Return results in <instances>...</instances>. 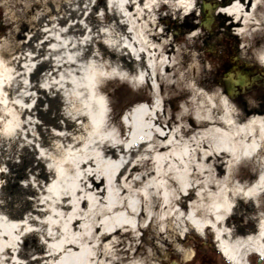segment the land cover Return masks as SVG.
<instances>
[{"label": "bare ground", "instance_id": "obj_1", "mask_svg": "<svg viewBox=\"0 0 264 264\" xmlns=\"http://www.w3.org/2000/svg\"><path fill=\"white\" fill-rule=\"evenodd\" d=\"M199 4V0H96L83 5L75 4L72 12L81 8L90 11L91 21L96 22L97 29V33L86 30L83 24L87 21L71 24V34L79 35L76 44H72L68 50L76 54L73 66L79 79L83 78L76 98L84 106V113L97 111L105 119L108 108L104 99L97 95V81L104 78L105 71L109 70L113 77L131 85L150 86L156 99L151 104L140 105L127 115V141L131 148L140 145L142 156L138 160L151 161L153 172L161 178L160 219L163 221L165 210L172 206L173 224L180 236L195 232L205 237L207 229H211L216 235L218 251L232 264H246L248 254H256L264 259V213L258 211L257 216L246 217L247 212L250 214L262 207L264 198V116H253L244 121L233 113L226 98L221 100L220 96L206 97L209 101H214V98L216 103L219 101L222 106L220 113L215 107L205 111L203 104H199L191 113L190 102L202 98L204 92H197L189 81L191 87L187 92L182 90L181 95L176 93L177 98L186 99L178 113H181V122L170 129L167 125L173 121L163 117L165 110L159 88L173 86L169 83L168 72L172 70L177 74L185 64L195 59L196 55L190 48L194 45V38L199 36L187 35L181 47L175 44L173 29H167L165 24L178 22L181 16H197ZM205 6L208 8L206 13L213 16L210 27L213 29L216 21L213 5ZM205 6L201 8V13ZM218 11L230 19L235 33L241 37V54L246 57L255 48L264 64V0H235ZM42 17L39 14L37 19L40 21ZM190 24L187 29L196 26L195 23ZM55 29L49 27L44 33L43 47L51 52L59 51L65 45L66 29ZM24 36L20 44L24 51L35 49L39 43L33 41L35 34ZM16 47L14 43L0 41V126L5 133L3 138L19 136L18 59L11 54ZM105 58H109L110 64L105 62ZM4 59L8 67L4 65ZM187 77V71L179 74L175 86L182 87L179 85L182 82L186 86ZM223 94L224 97L228 96L226 90ZM137 134L142 135L140 143L136 141ZM8 147L5 145L2 148L0 145V163L5 151L9 155L6 165L11 168L8 173H0V176L7 174L3 175V188L4 191L9 187L13 190V193L0 195V264H101L97 255L93 258L88 256V246L84 242L89 238L85 231L87 223L84 215L78 220L82 230L81 242H34V237L41 234L35 219L38 212H43L45 208V205L39 206L38 211L37 202L46 204L49 201L44 197H39L37 201L34 195V165L29 150L19 153L17 149L9 150ZM19 154L26 171L15 168ZM130 165L131 168L135 167ZM252 167L259 169L257 178L253 182L244 181L245 173ZM13 169L18 176L24 177L19 186L12 178ZM212 171L224 172L225 178L218 181L209 174ZM235 173L240 178L230 183ZM168 174L172 175L170 183L166 180ZM51 185L55 186L56 182L53 181ZM190 196L195 201L185 203ZM86 200L87 203L84 200L80 202V209L97 203L96 199ZM103 205L100 211L103 217L98 226L100 233L94 241V246L99 250L103 241L110 239V242H114L119 231L129 228L136 233L141 228L134 218L129 217L130 213L137 211L134 203L126 200L124 203L114 201ZM125 206L126 209L116 212ZM154 217L150 214L148 220ZM230 218L241 223L240 236L235 240L234 231L227 225ZM248 225H251L250 229ZM68 226L65 225L66 232ZM42 233L48 234V229H43ZM133 238H137V235ZM110 246L105 245V248L108 250ZM52 258L54 262L50 261Z\"/></svg>", "mask_w": 264, "mask_h": 264}, {"label": "rangeland", "instance_id": "obj_2", "mask_svg": "<svg viewBox=\"0 0 264 264\" xmlns=\"http://www.w3.org/2000/svg\"><path fill=\"white\" fill-rule=\"evenodd\" d=\"M95 1L0 0V41L17 45L11 54L18 59L17 81L20 96L17 109L19 136L3 138L5 133L0 126V145L2 148L8 145L9 150L15 148L19 153L25 149L29 150L34 165V195L37 201L39 197L49 201L46 204L37 202L38 211L39 206L45 205V208L43 212H38V217L35 219L41 234L34 237V242H81L82 230L78 220L84 215L87 223L85 231L89 238L84 242L88 246V256L93 258L97 255L101 264H190L189 261L196 254L195 248L201 245L206 247L198 254L217 256L222 264H231L217 250L216 235L213 230L207 229L205 238L195 232H189L185 237L180 236L173 224L172 206L165 210L163 221L160 219L161 178L153 172L151 161L138 160L142 156L140 145L135 142L136 145L131 148L127 141L129 130L126 126L127 115L137 110L140 105L151 104L156 99V94L150 86H134L113 77L109 70L105 71L102 78L104 80L97 81V95L104 99L108 108L105 119L99 116L97 111L84 113V106L77 100V90L82 85L83 78L79 79V74L73 66L76 54L68 50L72 44H76L79 35L71 34V24L87 21L83 24L86 30L96 32L97 29H95L96 22L91 21L90 11L81 8L72 12V8L78 3L83 5ZM199 2L201 8L204 0ZM39 14L43 15L40 21L37 19ZM201 14L199 11L197 16L187 18L181 16L178 22L165 24L167 29L177 30L174 34L176 45H184L187 35L199 34L194 38V45L190 48L196 55L195 59L185 64L184 69L177 74L172 70L168 72L172 88L164 86L159 88L160 100L165 110L164 113L162 112L165 115L163 117L173 121V123L169 122L168 128L172 129L181 122L179 120L181 113H178L186 99L177 98L176 93L181 95L182 90L187 92L188 87H191L189 81L197 92H204L202 98L190 102L191 113L199 104L205 106V111L215 107L220 113L222 106L219 101L216 103L215 98L214 101L206 100L207 96L211 98L220 96L221 100L226 98L233 113L244 121L253 116L263 117L264 83L259 87L255 84L261 80L259 78L261 70L257 71L258 77L252 80L253 83L238 91V95L224 97L223 94L225 87L222 79L226 74L231 73L227 71L226 66L229 58L238 57L255 63L259 59L256 49H252L246 57L241 54L243 41L235 33V27L231 25L230 19L221 13L213 12L216 21L214 28L211 29L213 33L209 35L202 27L205 16ZM207 14V19L213 22V16L209 12ZM65 15L67 18H64ZM190 23H195L196 26L187 29ZM49 27L51 30L52 27L54 30L66 29L65 45L64 48H59V51L51 52L43 47L44 33ZM28 33L35 34L32 37H35L33 41L39 43L35 49L30 48L26 52L20 44L25 39L24 35ZM224 50L227 56H223ZM230 51L231 53H228ZM2 61L8 67L5 59ZM105 62L110 64L109 58H105ZM258 66L261 68L260 65ZM185 71L189 75L186 81L187 87L183 82L179 83L183 88L175 86V80ZM232 90L234 92L235 88L231 87L229 91ZM30 141L31 145H29ZM136 141L139 143L142 141L141 134L136 135ZM3 152L0 173H8L11 169L6 165L9 155ZM16 157L15 168L26 171L21 154ZM130 164L135 167L131 168ZM258 170L256 167L250 168L245 173L244 181L253 182L258 176ZM209 174L220 182L225 178L222 171H212ZM3 175L0 176V195L13 193L11 187L4 191ZM171 176L166 175L168 183L172 180ZM12 178L16 179L17 186L23 183L24 177L18 176L15 169L12 171ZM239 178L235 173L230 183L238 181ZM53 181L56 182L55 186L51 185ZM86 199H96L97 203L93 206L87 205L82 210L79 204L83 200L87 203ZM126 200L128 203H134V207L137 208V211L130 213L129 217L134 218L141 228L136 233L129 228L126 231H119L114 242H110V239L103 241L100 250L96 249L94 241L100 233L98 226L99 220L103 217L100 214L105 206L103 204L114 201L124 203ZM52 201L55 203H51ZM194 201V197L190 196L184 202ZM261 202L260 209L250 214L246 211L247 219L257 216L258 211L264 213V198ZM126 208V206L122 207L116 212ZM183 209L187 210V207ZM150 214L155 216L151 221L148 220ZM232 219L228 220L227 225L234 231L235 240L240 236L241 223ZM65 225H69L67 232ZM247 228L250 229L251 225ZM43 229H48V234L42 233ZM136 235L137 238L134 239ZM108 244H111L108 249L110 252L107 247L105 248ZM258 259L256 254H248L245 263L257 264ZM50 261L54 262L55 259L52 258Z\"/></svg>", "mask_w": 264, "mask_h": 264}, {"label": "flooded vegetation", "instance_id": "obj_3", "mask_svg": "<svg viewBox=\"0 0 264 264\" xmlns=\"http://www.w3.org/2000/svg\"><path fill=\"white\" fill-rule=\"evenodd\" d=\"M233 1H235V0H224V2H222L221 0H204L203 4L221 2L218 5L225 7ZM218 8H220V7H218ZM208 33H209V35H211L213 33V31L212 32L210 31ZM226 53H227L226 50H224L223 56H225V55L227 56ZM228 53H231V51ZM232 53H233L232 55L234 56V52H232ZM258 65H259V63L258 64L257 63H251V62H248L247 60H242L241 58L239 59L238 57L229 58V62L226 65L228 67L227 71L232 72V73H236L237 75L241 74V75L245 76L250 81V83H248L247 85H244V84L238 85L236 87L235 91L233 92L234 95H238V93H239L238 91L246 88L248 85L250 86L253 83L252 80L254 78L258 77L257 71H259L261 69V68L260 69L258 68L259 67ZM226 75H228V74H226ZM262 75L259 74V78L261 80H259L260 82L258 81V83L255 82L256 87H259L260 85H262V83H264V78L262 77ZM222 80L224 82L223 86L225 87L226 93L231 94L229 92V86H228L229 80H228V78L225 76ZM240 83H242V81ZM205 247H206V245H201L199 247H196L195 248L196 254L193 256V259L189 261V263L190 264H222V262H220L221 260L217 256L215 257V256H212L209 254H198L199 252L204 251Z\"/></svg>", "mask_w": 264, "mask_h": 264}, {"label": "water", "instance_id": "obj_4", "mask_svg": "<svg viewBox=\"0 0 264 264\" xmlns=\"http://www.w3.org/2000/svg\"><path fill=\"white\" fill-rule=\"evenodd\" d=\"M262 263V259L259 261V264H261Z\"/></svg>", "mask_w": 264, "mask_h": 264}]
</instances>
